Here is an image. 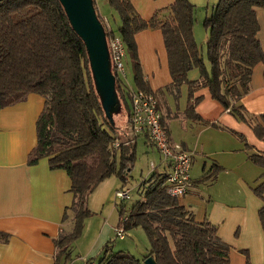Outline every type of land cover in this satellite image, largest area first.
Instances as JSON below:
<instances>
[{
    "label": "trees",
    "instance_id": "obj_1",
    "mask_svg": "<svg viewBox=\"0 0 264 264\" xmlns=\"http://www.w3.org/2000/svg\"><path fill=\"white\" fill-rule=\"evenodd\" d=\"M105 2L119 21L116 35L103 27L106 40L121 38L131 58L137 91L151 93L143 79L134 36L142 30L159 29L171 78L167 89L176 91L183 84L187 86L184 116L201 120L194 111L201 98L194 93L206 88L212 100L264 142V113L249 115L240 104L249 92L253 67L264 64L255 15L256 8L264 9V0H218L203 19V48L193 37L195 8L188 0H173L166 11L155 12L148 21L137 14L132 0ZM93 5L95 8L94 0ZM193 69L198 77L190 81L187 74ZM114 77L127 124L118 129L104 113L93 87L85 45L72 30L60 2L0 0V110L23 102L29 94L41 96L44 104L35 123L36 144L27 155V164L46 159L50 170H63L70 180L72 202L63 220L68 211L72 212L73 227L55 239L54 264L69 260V248L80 237L84 220L91 216L87 200L96 186L112 175L125 185L133 167L139 135L134 134L129 122L128 93L121 80ZM161 125L166 130L162 120ZM234 135L245 142L243 136ZM121 138L126 145L119 142ZM115 141L120 143L118 149L113 148ZM248 148L245 143V150ZM247 158L264 168V155L249 154ZM216 171L199 181L212 178ZM164 180V174L153 172L139 185L141 200L127 215L123 208L119 210L118 225L124 234L135 228L145 234L147 254L139 260L128 252H112L110 242H106L97 264H143L149 257L155 264H229L230 247L218 237L216 227L206 220L197 222L181 200L185 195L170 196ZM252 192L261 201L257 216L264 235V181ZM7 239V234L0 233L1 242ZM243 253L245 264H251L248 253Z\"/></svg>",
    "mask_w": 264,
    "mask_h": 264
},
{
    "label": "crops",
    "instance_id": "obj_2",
    "mask_svg": "<svg viewBox=\"0 0 264 264\" xmlns=\"http://www.w3.org/2000/svg\"><path fill=\"white\" fill-rule=\"evenodd\" d=\"M188 1L194 8H207L218 0ZM172 2L132 0V5L137 14L148 21L155 12L166 11ZM96 11L100 20H105V13L100 10L101 15L97 8ZM165 11L160 20L164 19ZM255 15L259 26L257 39L264 52V9L256 8ZM196 35L193 28V37L198 45ZM204 35L206 37V32ZM134 40L143 79L158 100L169 142L193 153L190 169L192 187L181 198L184 206L193 213L197 222L206 220L216 227L218 237L230 247L229 264H245L243 251L248 253L251 264H264V235L257 216L261 201L252 192L264 181V168L247 158L249 154L264 155V142L257 140L248 126L212 100L206 88L194 93L195 97L201 98L194 109L201 120L186 118L183 112L187 103V86L183 84L176 91L167 89L171 78L161 31L142 30L135 34ZM202 45L198 46L203 48ZM197 77L195 69L187 74L190 81ZM122 84L128 93L129 108L130 92L137 89L134 85L128 87L123 81ZM43 104L41 96L29 94L23 102L0 110V233L8 235L6 242L0 241V264H54L55 239L61 232L69 233L73 227L72 212L68 211L63 220L64 211L72 202L70 180L65 171L50 170L46 159H40L34 165L27 164V155L36 144L35 123ZM240 104L249 115L264 113L263 63L253 67L249 92L241 98ZM176 130L179 135H176ZM234 134L243 136L245 142ZM138 137L148 143L145 134ZM245 143L248 150H245ZM154 165V171L164 169L163 174L166 173L159 154L157 165ZM213 169L217 171L212 178L199 181ZM113 184L112 177L104 179L88 197L87 207L91 216L84 220L82 234L86 227L90 228L88 220L91 218H97L101 227L85 251L83 261L98 256L119 223V215L117 224L110 222L114 209L110 208L109 198L117 190L112 191ZM102 216L108 220H101ZM72 248L73 244L65 264L78 262L71 259ZM143 257L136 258L141 260Z\"/></svg>",
    "mask_w": 264,
    "mask_h": 264
},
{
    "label": "rangeland",
    "instance_id": "obj_3",
    "mask_svg": "<svg viewBox=\"0 0 264 264\" xmlns=\"http://www.w3.org/2000/svg\"><path fill=\"white\" fill-rule=\"evenodd\" d=\"M95 5L99 13L102 15V12L105 13V17H103L109 28L113 31V34H118V26L119 21L114 13L112 11L110 12L107 8L109 6L105 3V0H94ZM105 5V6H103ZM210 7H198L194 9V24L193 28L196 29V37L198 45L204 44L206 37L204 35L205 30L203 27V18L205 17V14L208 12ZM110 9V8H109ZM102 12H101V11ZM197 21V23H195ZM203 46V45H202ZM140 63V62H139ZM132 62L130 55L126 52V55L123 59V69H124V76L119 78L121 80L120 85L123 83L126 85L128 84V87H132L133 85V69H132ZM141 67V65H140ZM109 68L110 71H112V64L109 57ZM118 93L116 92V95ZM155 95V94H154ZM119 99V96H117ZM156 97V96H155ZM127 101V100H126ZM158 101V100H157ZM118 111H116L115 107L112 108V106L109 107V113L111 115L112 119V127L114 128H122L123 126H126V112L124 107L122 106L121 102L119 103V106L117 108ZM129 132V130H127ZM176 135H179L180 133L176 130ZM119 142L124 143L126 145V141L124 139H120ZM178 144V143H177ZM179 145V144H178ZM158 160V152L156 151L155 147L153 145H150L146 143L143 138L137 137L136 138V148H135V158L133 167L130 172L126 175V183L123 185V183L117 178L116 176H111L113 178L114 184L112 187V191L115 189H119L120 187H124V189L129 190V196L130 198L124 202L117 200L111 196L109 198L110 202V208L114 209L113 213L114 216L111 218L110 222H116V218H118L119 210L123 208V214L127 215L129 210L131 209L132 205L135 204L137 201H140L142 198L141 190L139 189V185L143 180H146L149 178L150 175H152L153 172L156 173H164V169H157V171H151L149 168V163L154 162L157 165ZM192 175V174H191ZM95 216V215H94ZM100 216V215H99ZM98 216V217H99ZM108 218L106 216H102L101 220ZM90 221V228H85L84 232L81 237L76 239L72 244L73 248L71 249L72 253V260L78 261L74 264H97V257L94 256L91 258H88L87 260L83 261L82 258L84 257L85 251L88 249L89 244L95 239L97 236V233L100 231L101 224L98 222L97 218H91L88 220ZM110 224V223H109ZM116 226V225H114ZM83 231V230H82ZM112 231V230H111ZM107 242L109 243V249L112 250V252H118V251H124L128 252L134 257H142L145 256V254L148 251V242L145 237V234L140 228H135L127 231L125 233V237L122 240L116 239L115 234L113 231V234L110 235V240ZM105 244V243H104ZM70 251V248H69ZM100 253V252H99ZM80 254V257L78 256ZM99 255V254H98ZM78 259H81L78 260Z\"/></svg>",
    "mask_w": 264,
    "mask_h": 264
},
{
    "label": "built area",
    "instance_id": "obj_4",
    "mask_svg": "<svg viewBox=\"0 0 264 264\" xmlns=\"http://www.w3.org/2000/svg\"><path fill=\"white\" fill-rule=\"evenodd\" d=\"M101 23L103 27L111 31L106 20H101ZM107 47L113 75L121 78L125 74L123 69V59L126 55L125 45L119 36H112L107 40ZM129 122L134 134H145L148 144L155 147L161 163L165 165L166 173L163 185L166 187L167 193L178 198L186 195L192 187L190 169L193 153L169 142L167 133L161 125L158 101L153 93L130 92ZM119 145L120 143L115 141L113 148L118 149ZM149 168L154 171L156 166L154 163H149ZM114 198L122 202L128 200L130 198L129 190L115 191ZM114 234L119 240L125 237L121 225L116 226Z\"/></svg>",
    "mask_w": 264,
    "mask_h": 264
},
{
    "label": "water",
    "instance_id": "obj_5",
    "mask_svg": "<svg viewBox=\"0 0 264 264\" xmlns=\"http://www.w3.org/2000/svg\"><path fill=\"white\" fill-rule=\"evenodd\" d=\"M68 18L72 30L83 41L94 90L96 91L106 117L112 124L109 107L119 106L115 90V77L109 68V52L105 31L98 18L93 0H58ZM143 264H155L147 258Z\"/></svg>",
    "mask_w": 264,
    "mask_h": 264
}]
</instances>
